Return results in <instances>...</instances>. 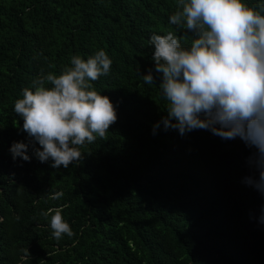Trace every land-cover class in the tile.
<instances>
[{
  "label": "trees",
  "instance_id": "16d2710c",
  "mask_svg": "<svg viewBox=\"0 0 264 264\" xmlns=\"http://www.w3.org/2000/svg\"><path fill=\"white\" fill-rule=\"evenodd\" d=\"M176 11L177 0H0V264H264V197L243 182L251 149L204 129L153 133L167 102L158 78L143 80L149 37L194 38L169 23ZM100 49L112 65L93 87L117 109L105 137L67 169L13 161L22 90ZM55 209L73 236L53 237Z\"/></svg>",
  "mask_w": 264,
  "mask_h": 264
},
{
  "label": "clouds",
  "instance_id": "9594fccd",
  "mask_svg": "<svg viewBox=\"0 0 264 264\" xmlns=\"http://www.w3.org/2000/svg\"><path fill=\"white\" fill-rule=\"evenodd\" d=\"M169 23L186 27L194 38L182 46L172 31L149 37L154 72L149 69L143 80L152 85L158 78L167 102L153 133L162 124L181 136L204 129L221 139L239 138L251 149L252 174L243 182L264 197V3L177 0ZM111 65L104 49L86 59L73 55L59 74L42 72L24 88L14 112L27 138L11 143L13 161L35 157L57 170L81 161L80 147L104 138L117 120L113 102L92 83L107 76ZM258 222L264 224V205ZM50 228L56 240L74 235L60 209L51 215Z\"/></svg>",
  "mask_w": 264,
  "mask_h": 264
}]
</instances>
